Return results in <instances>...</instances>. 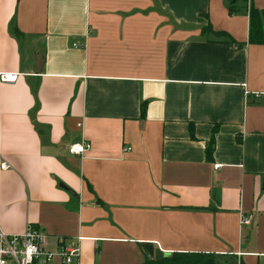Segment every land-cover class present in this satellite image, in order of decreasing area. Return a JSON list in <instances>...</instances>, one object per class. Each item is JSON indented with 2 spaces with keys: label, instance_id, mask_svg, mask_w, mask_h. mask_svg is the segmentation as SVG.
<instances>
[{
  "label": "crops",
  "instance_id": "crops-1",
  "mask_svg": "<svg viewBox=\"0 0 264 264\" xmlns=\"http://www.w3.org/2000/svg\"><path fill=\"white\" fill-rule=\"evenodd\" d=\"M247 5L0 0V72L20 74L0 82V228L33 224L50 251L80 237L78 264H264V44L247 42Z\"/></svg>",
  "mask_w": 264,
  "mask_h": 264
},
{
  "label": "built area",
  "instance_id": "built-area-1",
  "mask_svg": "<svg viewBox=\"0 0 264 264\" xmlns=\"http://www.w3.org/2000/svg\"><path fill=\"white\" fill-rule=\"evenodd\" d=\"M250 0H248V9ZM20 76L17 72H0V82L13 83ZM258 96V94H255ZM91 149V144L82 139L68 145V152L71 155L83 156ZM130 147H124L129 151ZM0 167L7 169L9 165L1 162ZM218 167V165H215ZM248 216L240 215V225L249 223ZM47 235L33 224H27L24 231L20 233H8L0 228V264H40L51 262L57 257L61 264H78L80 256L79 241L66 243L59 241L56 250L50 251L46 248ZM226 255V254H223ZM226 264V263H224Z\"/></svg>",
  "mask_w": 264,
  "mask_h": 264
},
{
  "label": "trees",
  "instance_id": "trees-1",
  "mask_svg": "<svg viewBox=\"0 0 264 264\" xmlns=\"http://www.w3.org/2000/svg\"><path fill=\"white\" fill-rule=\"evenodd\" d=\"M229 12L232 14L234 11L229 8ZM211 31V27L208 25L202 28V31ZM12 33L19 38L21 32L17 28H13ZM222 34V32H218ZM249 44H264V9L259 10L249 5L248 9V38ZM144 105L141 106L142 115L144 113ZM212 133L206 153L209 156L214 147V138ZM218 261L211 253L203 252H173L171 254L164 255L159 259H154L151 262H145L144 264H217Z\"/></svg>",
  "mask_w": 264,
  "mask_h": 264
},
{
  "label": "water",
  "instance_id": "water-1",
  "mask_svg": "<svg viewBox=\"0 0 264 264\" xmlns=\"http://www.w3.org/2000/svg\"><path fill=\"white\" fill-rule=\"evenodd\" d=\"M164 256V253L163 252H161L160 250H157L156 251V254H155V259L157 260V259H159V258H161V257H163Z\"/></svg>",
  "mask_w": 264,
  "mask_h": 264
}]
</instances>
